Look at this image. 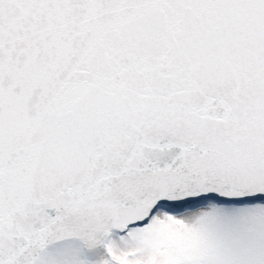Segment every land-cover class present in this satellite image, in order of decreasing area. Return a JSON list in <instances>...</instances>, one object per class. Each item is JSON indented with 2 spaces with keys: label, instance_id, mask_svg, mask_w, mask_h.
<instances>
[{
  "label": "snow or ice",
  "instance_id": "6c2138e0",
  "mask_svg": "<svg viewBox=\"0 0 264 264\" xmlns=\"http://www.w3.org/2000/svg\"><path fill=\"white\" fill-rule=\"evenodd\" d=\"M0 264H264V0H0Z\"/></svg>",
  "mask_w": 264,
  "mask_h": 264
}]
</instances>
